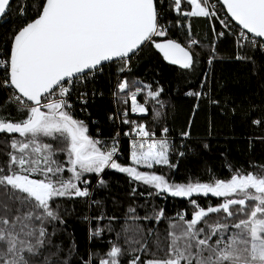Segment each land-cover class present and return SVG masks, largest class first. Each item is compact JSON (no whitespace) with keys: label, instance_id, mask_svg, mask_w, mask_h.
<instances>
[{"label":"snow or ice","instance_id":"6c2138e0","mask_svg":"<svg viewBox=\"0 0 264 264\" xmlns=\"http://www.w3.org/2000/svg\"><path fill=\"white\" fill-rule=\"evenodd\" d=\"M218 2L226 8L224 18L211 0H20L15 11L22 22L9 37L7 50L0 49V91L7 94L0 101V264H69L74 242L64 256L55 240L61 230L57 226L66 224L58 200L90 197L86 174H94L103 186L106 169L126 174L130 183L148 186V196L184 199L191 210L169 217L164 208H153L151 216L134 217L168 221L163 234L148 230V236H155L154 249L141 232L139 238H125L127 249L112 243L95 264H264V165L207 181L188 177L177 182L157 171V166L177 167L171 160L175 149L169 129L160 128L158 136L146 123L128 116L129 111L147 114L149 100L163 106L158 99L163 88L153 90L119 75L131 70V59L146 47L154 48L171 65L192 69L196 63L192 46L200 41L192 36L190 18H207L216 41L233 33L234 21L238 61H252L247 54L251 50L264 52V0ZM12 4L13 0H0V17L12 10ZM169 12L175 14L174 20H167ZM172 27L187 28L186 45L166 38ZM215 52L213 43L209 65L216 59ZM109 64L117 66L113 96L124 104L130 101V108L108 117L120 118L121 124L129 126L123 132L131 137L128 163L119 162L120 131L110 142L93 137L88 125L71 111V93L86 88ZM145 90L141 103L137 97ZM88 95L80 92L82 105L88 103ZM186 95L199 100L207 93ZM160 115L156 111L155 117ZM250 120L264 127V114ZM136 192L133 187L132 194ZM94 219L105 216L101 213ZM103 231L97 227L90 239ZM126 255L128 259L122 260ZM83 264H94L93 256Z\"/></svg>","mask_w":264,"mask_h":264},{"label":"trees","instance_id":"16d2710c","mask_svg":"<svg viewBox=\"0 0 264 264\" xmlns=\"http://www.w3.org/2000/svg\"><path fill=\"white\" fill-rule=\"evenodd\" d=\"M27 2L31 3L32 0ZM19 3L20 0H13L12 10L0 22V49L4 51L7 50L9 37L22 22L15 11ZM166 16L167 20L175 19L174 13H166ZM161 22L166 23V20ZM190 23L192 36L200 41L198 45L192 46L196 53V63L192 69L185 70L171 65L154 48L146 47L131 59V70L123 73L129 80L151 85L153 90L163 88L158 98L163 106L149 100L146 105L148 113L135 117L138 123H146L157 134L162 127L169 129L168 138L175 149L171 160L177 167L173 170L157 166L156 170L177 182L185 181L188 177L204 181L210 177L228 178L233 170H259L264 165V141L260 139L264 137V127L253 125L250 117L264 114V52L251 50L247 54L252 56V61H238L234 58L236 46L232 35L226 34L216 41L207 18H190ZM215 26L221 30L218 22ZM186 36L187 28L172 27L166 38L176 39L186 45ZM213 43L216 59L209 65ZM116 67L106 65L102 74H98L94 81L82 88L89 93L88 103H76L81 107L82 116L77 119H83L91 135L111 136L116 130V125L108 118L116 112L111 98L117 77ZM188 91L204 92L207 95L198 100L195 96H187ZM93 92L95 95H92ZM143 93L146 96V90ZM6 95L0 91V101ZM212 100L218 103H212ZM156 111L161 113L158 118L155 117ZM185 131L189 133L187 137L182 136ZM43 139L55 143L51 138ZM129 145L124 139V158L119 162L128 163ZM178 152L184 155L179 156ZM59 155L66 159L63 153ZM86 175L91 183L97 180L94 174ZM102 176L107 183L103 186L96 184L90 197L58 200L66 213V224L57 226L61 230L57 232L55 240L63 248L64 256H67L70 243L74 242L75 251L69 264H83L90 254L95 264L112 243L121 244L127 249L129 246L124 244L125 238H139L141 232L154 249L155 236H148V230L163 234L168 221L157 223L134 217L151 216L153 208H164L169 217L184 209L191 210L184 199L146 195L151 189L139 183H130L126 174L106 169ZM133 187L137 188L135 195L132 194ZM208 199L211 203L215 202V198ZM204 202L205 198H201L200 203ZM130 207L136 209L135 213L128 211ZM101 213L105 219H94ZM109 217L115 219L109 220ZM97 227L104 231L100 236H92L90 239V234ZM138 254L144 257L143 252ZM121 259L127 260L128 256Z\"/></svg>","mask_w":264,"mask_h":264},{"label":"built area","instance_id":"2783aa9c","mask_svg":"<svg viewBox=\"0 0 264 264\" xmlns=\"http://www.w3.org/2000/svg\"><path fill=\"white\" fill-rule=\"evenodd\" d=\"M211 2L213 3V4H216L217 5V10H218V12H219V15L221 16V18H224L225 16H226V12H225V10H224V8L221 6V4L218 2V0H211ZM2 21V18H1V20H0V22ZM232 24L234 25V28H233V33L232 34H230V35H232L233 37H234V34H235V31L236 30H238V27L237 26H235V24L232 22ZM4 50V49H3ZM3 72V69H0V73H2ZM120 75V77L123 79V78H126L124 75H123V73H120L119 74ZM116 82H117V80L115 81V83H114V85H113V88H112V95H111V98L113 99V101H114V106H115V108H116V112L115 113H113V114H117L118 115V113L119 112H123L126 108H130V101H129V104H124L122 101H119V100H117V98L116 97H114L113 96V92H115L116 91V88H115V84H116ZM82 88L83 87H78V88H76L72 93H71V97H70V100H71V103H72V114L74 115V117H76V119H77V117H82L81 116V107L79 106L78 107V105L76 104V103H78L79 102V99H78V96H79V94H80V92L81 91H83L82 90ZM122 96L124 95V94H121ZM145 95H144V93H141L140 95H138V97H137V99L141 102V103H143L144 102V100H145ZM80 103V102H79ZM81 104V103H80ZM141 115H143V114H136V113H131L130 111H129V116H128V118L129 119H131V120H135V121H137V119L135 118L136 116H141ZM81 120H83V119H81ZM112 121V120H111ZM116 126H115V131H114V133H113V135H111V136H103V135H101V136H99V135H92L93 137H99V138H101V139H104V140H106V141H109L110 142V138L111 137H113L114 135H115V133L117 132V131H120L121 132V135H120V137L118 138L119 139V141H120V147H121V152H122V155H121V157H120V160L121 159H123L124 158V154H123V150H122V145H123V140L125 139V140H127V142L128 143H130V140H131V137L130 136H124L123 135V132H125V131H129V126L128 125H124V124H121L120 123V118H117L115 121H112ZM138 122V121H137ZM154 131V130H153ZM158 136L160 135V133L159 134H157ZM97 184V180L95 181V182H93V183H91V185L89 186L90 187V192L92 193V190H93V188L95 187V185Z\"/></svg>","mask_w":264,"mask_h":264},{"label":"water","instance_id":"95a60500","mask_svg":"<svg viewBox=\"0 0 264 264\" xmlns=\"http://www.w3.org/2000/svg\"><path fill=\"white\" fill-rule=\"evenodd\" d=\"M221 6L223 7L222 3H220ZM224 8V7H223ZM225 12H226V8H224ZM2 17H0V20H1ZM233 23L235 24V22L233 21Z\"/></svg>","mask_w":264,"mask_h":264},{"label":"bare ground","instance_id":"6f19581e","mask_svg":"<svg viewBox=\"0 0 264 264\" xmlns=\"http://www.w3.org/2000/svg\"><path fill=\"white\" fill-rule=\"evenodd\" d=\"M238 27V26H237Z\"/></svg>","mask_w":264,"mask_h":264},{"label":"rangeland","instance_id":"374dc122","mask_svg":"<svg viewBox=\"0 0 264 264\" xmlns=\"http://www.w3.org/2000/svg\"><path fill=\"white\" fill-rule=\"evenodd\" d=\"M3 18V17H2Z\"/></svg>","mask_w":264,"mask_h":264}]
</instances>
